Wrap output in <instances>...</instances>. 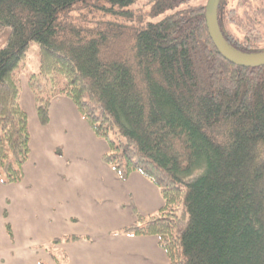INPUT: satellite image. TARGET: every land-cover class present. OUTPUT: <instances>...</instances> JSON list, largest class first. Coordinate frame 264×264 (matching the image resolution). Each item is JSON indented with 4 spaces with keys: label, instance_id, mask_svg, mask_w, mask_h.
Instances as JSON below:
<instances>
[{
    "label": "trees",
    "instance_id": "16d2710c",
    "mask_svg": "<svg viewBox=\"0 0 264 264\" xmlns=\"http://www.w3.org/2000/svg\"><path fill=\"white\" fill-rule=\"evenodd\" d=\"M192 1L0 0L1 183L23 181L31 152L17 75L34 43L41 125L69 98L101 161L160 191L161 209L123 234L157 237L169 264H264V66L224 59ZM217 21L234 50L264 51V0H218Z\"/></svg>",
    "mask_w": 264,
    "mask_h": 264
},
{
    "label": "crops",
    "instance_id": "0c3cea01",
    "mask_svg": "<svg viewBox=\"0 0 264 264\" xmlns=\"http://www.w3.org/2000/svg\"><path fill=\"white\" fill-rule=\"evenodd\" d=\"M31 97L25 177L0 179V264H169L157 237L122 233L161 209L159 189L138 172L122 182L101 161L105 142L69 98L52 102L43 126Z\"/></svg>",
    "mask_w": 264,
    "mask_h": 264
},
{
    "label": "water",
    "instance_id": "95a60500",
    "mask_svg": "<svg viewBox=\"0 0 264 264\" xmlns=\"http://www.w3.org/2000/svg\"><path fill=\"white\" fill-rule=\"evenodd\" d=\"M218 0H208L205 7V21L210 38L221 56L239 67L264 66V51L258 53H242L231 48L225 41L217 21Z\"/></svg>",
    "mask_w": 264,
    "mask_h": 264
},
{
    "label": "rangeland",
    "instance_id": "374dc122",
    "mask_svg": "<svg viewBox=\"0 0 264 264\" xmlns=\"http://www.w3.org/2000/svg\"><path fill=\"white\" fill-rule=\"evenodd\" d=\"M236 1L237 0H227V6L234 7L236 5ZM151 3H152V0H136V2L131 6V8L138 10V11L147 12L151 6ZM192 3L193 4H200V3L204 4L207 2H206V0H193ZM75 15H78V14H75ZM120 21H123V20H120ZM233 32L237 36L242 35L241 33H238L236 30ZM38 68H39V48L36 44L32 43L29 47L27 59L25 60V63L22 65V67L20 68L19 74L17 75V78H18L20 86H21V98H22L21 104H22L23 108H25V111L29 112V115H30L29 123H30V127H31L33 133H34L35 127L33 126L34 121L32 119V114H31L30 108L32 109V112H33V106L34 105L31 107V105L33 104L32 103V97H31L32 92L28 86V84H29L28 79H29V76L31 74L38 73ZM29 105H30V107H29ZM35 122H36V120H35ZM36 124L38 126V123H36ZM33 138H34V135L32 134V140H33ZM0 179H1V177H0ZM1 205H4V201L2 198H0V206Z\"/></svg>",
    "mask_w": 264,
    "mask_h": 264
}]
</instances>
